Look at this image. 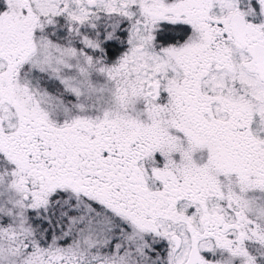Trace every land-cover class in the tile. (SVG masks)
<instances>
[{
    "label": "snow or ice",
    "instance_id": "obj_1",
    "mask_svg": "<svg viewBox=\"0 0 264 264\" xmlns=\"http://www.w3.org/2000/svg\"><path fill=\"white\" fill-rule=\"evenodd\" d=\"M0 264H264V0H0Z\"/></svg>",
    "mask_w": 264,
    "mask_h": 264
}]
</instances>
